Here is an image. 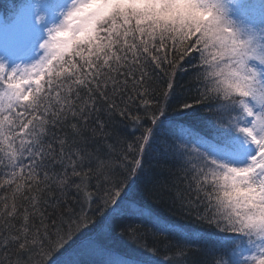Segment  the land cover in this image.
Instances as JSON below:
<instances>
[{"label": "trees", "instance_id": "1", "mask_svg": "<svg viewBox=\"0 0 264 264\" xmlns=\"http://www.w3.org/2000/svg\"><path fill=\"white\" fill-rule=\"evenodd\" d=\"M27 1L0 0V15ZM149 8L110 10L43 92L0 112V264H241L227 250L246 241L245 189L232 195L223 151L197 146L232 147L239 94L202 37ZM134 16L152 29L109 27Z\"/></svg>", "mask_w": 264, "mask_h": 264}, {"label": "rangeland", "instance_id": "2", "mask_svg": "<svg viewBox=\"0 0 264 264\" xmlns=\"http://www.w3.org/2000/svg\"><path fill=\"white\" fill-rule=\"evenodd\" d=\"M124 6L130 10L149 6L159 7L155 12L170 10L172 21H163L169 29L165 30L184 39L202 37L228 82L224 92L235 98L239 94L232 147L225 149L208 136L197 146L223 151L234 164V170L228 171L235 175L231 181L242 184L232 183V195L245 189L246 197L241 192L237 204L243 207L240 226L246 241L241 245L238 238L230 241L227 254L241 264H264V0H28L13 18L0 15V112L16 111L15 105L22 101L31 103V98L45 89L44 82L38 83L45 71L58 70L76 40L88 39L110 10L117 12ZM176 10L178 16L174 15ZM133 19L132 23L111 22L109 27L152 29V24H146L148 18ZM123 205L121 200L117 208ZM97 239L102 241V237ZM91 251L102 256L98 250ZM121 257L112 256L114 263L132 264ZM229 263L225 259V264Z\"/></svg>", "mask_w": 264, "mask_h": 264}]
</instances>
